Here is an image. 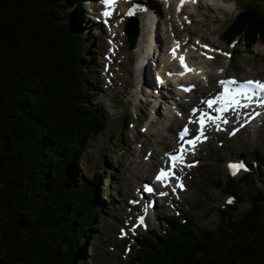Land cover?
<instances>
[{
	"label": "trees",
	"instance_id": "trees-1",
	"mask_svg": "<svg viewBox=\"0 0 264 264\" xmlns=\"http://www.w3.org/2000/svg\"><path fill=\"white\" fill-rule=\"evenodd\" d=\"M244 1L249 6L220 39L237 40L248 53L256 44L264 50V0ZM67 4L0 0V264H84L83 247L100 228L96 186L112 172L101 162L103 171L85 179L76 162L106 119L88 102L94 91L80 63L95 60L92 43L68 18ZM120 137L121 129L110 136L114 144ZM246 164L263 175L259 163ZM251 173L213 181L237 203L252 196L248 210L218 208L215 230L194 227L193 216L162 214L161 232L137 241L133 262L264 264V194L255 196L254 185L237 190Z\"/></svg>",
	"mask_w": 264,
	"mask_h": 264
},
{
	"label": "rangeland",
	"instance_id": "rangeland-1",
	"mask_svg": "<svg viewBox=\"0 0 264 264\" xmlns=\"http://www.w3.org/2000/svg\"><path fill=\"white\" fill-rule=\"evenodd\" d=\"M67 1L68 18L78 22L87 42L92 43L91 54L95 60L90 65L80 63L85 73L83 78L88 82L92 92L94 91L93 95H89L88 102L99 115L106 119V128L87 141L86 152L76 162V168L85 179H90L95 173L103 171L100 169L101 162L106 163L112 172L110 182L103 179L96 186L103 211L100 209L101 214L96 221V225L100 226L99 231L93 232L83 247L84 264H135L133 255L138 247L137 241L143 240L142 238L151 230L161 232L160 225L165 224L162 214L175 217L179 213V219L193 216L194 227L215 230L220 221L218 208L236 204L238 212L235 215L248 210L253 201L252 196H247L242 203H237L231 195L222 191V186L219 187L213 181L219 179L226 182L229 177L235 181L242 180L244 172H239L235 177L228 175L226 162L238 159L246 162L253 160L260 164L263 175H259L254 169L248 170L252 172L251 177L244 182H238L237 190L243 193L246 187L254 185L261 191V193L254 192L255 196L260 197L264 194V123L251 131L244 130L232 139L222 136L211 144L204 145L197 152L199 161L197 166L184 175L187 190L180 194L181 199H172L158 204L154 210V216L147 219V230L138 229L136 234H132L129 232L130 228L125 240L121 241L117 238L120 229L127 230L125 215L130 213V208L135 209V205L129 207L133 194L141 191V184L149 181L154 171L155 161L151 156V152L153 155L151 150L156 149V156H158L160 147H164L160 145L159 139H167L171 135L168 126H172L171 117L174 107L170 104L167 106L165 101L152 97L144 83L143 76L146 74L150 85L155 84L154 81L151 82V72L155 71L154 50L150 51L149 55L145 54V57L147 55V59H144L146 67L138 72L137 56L129 55L126 36L124 35L125 38L122 39L119 31L114 28L113 24L118 22L119 16H117L112 21V31L116 33V38L112 42L118 49H115V57L106 59L107 46L111 43L107 39L112 37L105 28L98 26V22L91 16L92 5L96 7L97 0ZM206 2L212 8H208L206 3H198L194 5L197 7V12L188 8L178 14L174 13L171 7L166 6L165 9L162 6V9L168 12L167 18L171 23L166 24L162 15L157 16L159 37L157 45L162 50L163 46L167 45L163 31L169 29L172 32L168 37L171 35H174L175 39L178 37L191 57L194 56L193 53L198 55L202 53L200 51L204 44L214 47L216 49L214 50L215 63L212 62L208 66L209 69L221 67L220 70H224L221 75L224 77L245 76V78L251 77L263 81L264 50L261 44H256L251 53H248L242 44L235 42L234 46L227 45L220 39L235 16L249 4L244 0H208ZM170 41L172 42L171 38ZM117 52L120 53L117 54ZM120 129V142L114 144L110 136ZM173 129L172 133L175 134L177 127ZM174 147L172 146V149ZM141 162L150 165L151 171L148 179L144 177L143 181L141 180ZM129 184L131 186L128 188ZM229 198L231 203H227ZM136 215L130 216L136 218ZM131 225L134 223L132 222ZM128 247H131V251L126 254Z\"/></svg>",
	"mask_w": 264,
	"mask_h": 264
},
{
	"label": "bare ground",
	"instance_id": "bare-ground-1",
	"mask_svg": "<svg viewBox=\"0 0 264 264\" xmlns=\"http://www.w3.org/2000/svg\"><path fill=\"white\" fill-rule=\"evenodd\" d=\"M197 3H195V4H197ZM204 3H206L205 5H207L208 8H212L209 6L210 4L207 3L206 1ZM195 4L193 3V5H191L189 8L191 10L197 12V7L194 6ZM160 5H163V3L160 2V0H150L149 3H147L146 5L143 6V8L146 9L145 12L140 11L138 9L137 13L134 15V17L138 20V23H139L138 38H137V41H136L134 48L129 51V55H135L141 61L146 59V57H145L146 53H147V55H149L150 51L153 48L156 49L157 47H159L157 45L158 44V30H157V26L155 25L156 23L158 24V17L157 16L162 15V18H165L164 21L166 24H168L170 22V20H168V18H167L168 12L165 9H162L161 8L162 6H160ZM92 6L94 7V4ZM119 7L121 9V13L119 14L118 22L113 24V25H114L115 30L119 31V33L121 35L120 37L122 39H124L125 37L123 34V28L125 27V25L127 23V20L124 17V13H125L126 9H128V7L123 6V5H118L117 9ZM213 8H214V6H213ZM116 15H117V12L115 13L114 17ZM171 32L172 31L167 30L168 35H170ZM166 43H167V45H166L167 50L170 49V51H171L172 47H173V43L170 41V37H168V39H166ZM116 49H118V48H116ZM175 49L176 50L174 51L173 54H171V53H170V55L166 54L162 58V60H161L162 69L168 68V67L173 68L174 70L177 69V64H175V59L178 56H185L186 57V63L188 64L190 71L188 74H182L179 70H177L178 71L177 73H179L178 75H176V76H168L167 75L168 76L167 78H169V77H172L174 79L177 78V80L180 81L178 88L176 89V92H177L176 96H180L182 102L178 105V108H177L178 111L175 114V116L172 115V117H171L172 118V120H171L172 126H168L169 132L171 135H169L167 139L166 138L159 139V141L161 140L160 145L164 146V147H160L161 149H159V151H158V153H159L158 156H156L157 155L156 149L153 148V150H151V151H153V155L151 152V156H152L153 160L155 161V163H153V164H154V169L156 168V170L159 167L163 166L162 161H161V157H163L165 153L166 154L170 153L172 150V146H176L179 128L184 123V118H186L184 116L185 111H187V109L189 110V107L196 106V104L199 102L200 98L208 97V95H210L214 92H217L218 91V87H217L218 86V80L229 78V77H226V76L224 77L221 75V72H222L220 70L221 67L220 68L213 67V69L211 70L208 68V66H202L200 63L194 64L193 61L191 62L189 60L188 54L180 49V46H175ZM119 53L120 52H117V54H119ZM214 63H213V65H214ZM144 69L145 68H143V70ZM137 70H138V68H137ZM232 77L237 78L235 76H232ZM240 77L241 78H237L238 81H244V80L251 79V77H248V78H245V76H240ZM144 83L146 84L147 88H149L150 82H149L146 74L144 76ZM191 86L194 87V90L192 92H190V93L182 92L183 87L188 88ZM176 115H178V117H176ZM186 116H187V114H186ZM174 127L178 128V131H176L177 134L172 133L174 130L173 129ZM166 140H168V141H166ZM145 166H147V167L145 168ZM149 168H150V165L141 162V164H140V170H142L141 180L144 177L148 179L149 173L151 172ZM130 186L131 185L129 184L128 188Z\"/></svg>",
	"mask_w": 264,
	"mask_h": 264
},
{
	"label": "snow or ice",
	"instance_id": "snow-or-ice-1",
	"mask_svg": "<svg viewBox=\"0 0 264 264\" xmlns=\"http://www.w3.org/2000/svg\"><path fill=\"white\" fill-rule=\"evenodd\" d=\"M195 3V0H193ZM102 3L106 6H110L114 3V0H102ZM181 3H183V0H181ZM131 14V12H129ZM104 16H108L109 12L105 11L103 13ZM202 47H205L202 45ZM227 55V53H224ZM181 66L185 67V70L188 69L183 63V57H180ZM220 85L223 87V91L218 94V96L213 100L210 99L207 101V105L209 108H212L214 104L220 103L221 107L217 109L219 112L228 111L229 108L236 109L240 107L247 108V103H241L242 100L251 102L253 97H260L259 103L264 104V82L259 80H244V81H237L234 78H230L227 80H221L219 81ZM187 91V89H185ZM202 115H206L202 113ZM203 126V121H201V127ZM187 129H185L181 134V140H183L184 135H186ZM202 135V133H201ZM196 140L200 139V136L195 137ZM188 143H192V141H188ZM172 161L182 160V157L179 155L172 156L170 158ZM230 172L232 175H235L236 171L243 169L247 171L246 168L242 164H233L230 163L228 165ZM167 177V173L164 170H161L160 174L157 175L156 179L159 181H164ZM179 186V185H178ZM145 191H151L150 188L145 186ZM231 198L227 201V203H231Z\"/></svg>",
	"mask_w": 264,
	"mask_h": 264
},
{
	"label": "water",
	"instance_id": "water-1",
	"mask_svg": "<svg viewBox=\"0 0 264 264\" xmlns=\"http://www.w3.org/2000/svg\"><path fill=\"white\" fill-rule=\"evenodd\" d=\"M124 33L127 37L129 49H133L138 38V27L135 18H130L125 26Z\"/></svg>",
	"mask_w": 264,
	"mask_h": 264
}]
</instances>
